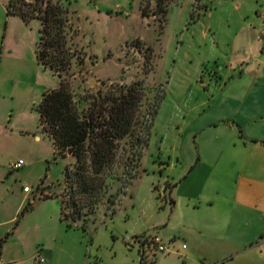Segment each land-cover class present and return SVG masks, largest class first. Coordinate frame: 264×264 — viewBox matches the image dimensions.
<instances>
[{"label": "rangeland", "instance_id": "1", "mask_svg": "<svg viewBox=\"0 0 264 264\" xmlns=\"http://www.w3.org/2000/svg\"><path fill=\"white\" fill-rule=\"evenodd\" d=\"M57 1L68 10L72 60L63 75L72 83L74 101L87 97L86 104H95L99 112L108 109V95L129 86L138 99L127 137L112 144L98 173L88 161L76 164L70 153L56 154L40 127L36 106L43 92L57 86L49 71L27 79L13 98L0 99L1 264H221L219 254L202 250L203 210H193L192 201L187 205L177 195V210L171 213L169 197L176 194L180 169L174 158L189 157L187 110L212 89L208 72L224 63L223 50L241 24L240 12L261 14L264 0L259 5L254 0ZM0 2L6 8L9 0ZM24 3L29 6L23 12L30 14L36 2ZM29 24L30 39L40 23ZM17 160L23 165L10 170ZM171 161L177 169L160 172L162 162ZM66 168L71 174L82 169L90 178L88 194L77 188L75 203L69 198L72 184L63 181ZM189 183L187 178L178 193ZM38 185L48 195L22 191ZM61 198L70 217L76 208L79 218L92 209L88 220L64 219ZM153 235L166 252L153 254L144 245L142 253L137 239ZM168 236L175 243L169 245ZM186 251L191 256L186 258Z\"/></svg>", "mask_w": 264, "mask_h": 264}, {"label": "crops", "instance_id": "2", "mask_svg": "<svg viewBox=\"0 0 264 264\" xmlns=\"http://www.w3.org/2000/svg\"><path fill=\"white\" fill-rule=\"evenodd\" d=\"M255 13L240 12V26L224 53L220 50L224 63L208 72L212 89L187 110L189 157L174 158L180 169L173 186L176 194L169 197L171 213L177 210V195L186 198L187 205L192 201L193 210H203L202 250L219 254L221 264H264V11ZM29 27L20 17L7 15L0 2L1 100L9 94L13 98L27 79L46 71L35 56L39 27L30 39ZM164 168L175 170L177 165L162 162L160 172ZM187 178L190 183L178 193ZM167 239L169 245L175 243ZM181 249L187 248L182 244Z\"/></svg>", "mask_w": 264, "mask_h": 264}, {"label": "trees", "instance_id": "3", "mask_svg": "<svg viewBox=\"0 0 264 264\" xmlns=\"http://www.w3.org/2000/svg\"><path fill=\"white\" fill-rule=\"evenodd\" d=\"M24 1L10 0L6 6V14L16 15L25 23L31 20L39 21L36 61L42 70L49 71L57 78V86L43 92L36 106L40 127L50 137L56 154L63 156L70 151V156L76 164H85L88 161L89 166L98 173L109 156L112 144L128 135L133 103L138 99L136 90L129 86L108 95L105 99L109 104L108 109H101L99 112L95 104H86L87 97L79 102L74 101L72 83L63 75L72 60L66 37L69 31L68 10L57 0H34L36 3L30 14H26L23 7L29 5ZM168 1L166 0V3ZM154 114L155 109L152 111L151 120ZM141 145L144 148L145 145ZM81 170L71 174L66 168L64 173V183L72 184L69 198L74 203L78 194L77 188L80 189V194L84 193L83 196L86 197L90 185V178ZM73 183L77 185L76 189ZM65 202L66 199L61 198L62 217L73 222L81 219L86 222L93 211L88 209L83 212L84 217L79 218L80 208H76V215L70 217L65 212ZM2 243L3 239H0V250Z\"/></svg>", "mask_w": 264, "mask_h": 264}, {"label": "built area", "instance_id": "4", "mask_svg": "<svg viewBox=\"0 0 264 264\" xmlns=\"http://www.w3.org/2000/svg\"><path fill=\"white\" fill-rule=\"evenodd\" d=\"M23 165L22 160H17L15 163L10 164V170H17ZM40 188H42V185H38L35 190L31 189L28 186H23L22 191L24 193H29L33 197L38 195L40 198H43V196L48 195L46 191H40ZM138 243H140V246L142 248V253H144V245L148 247V249L154 254V253H161L166 252L167 247L165 246V243L161 240L160 237L153 235V236H146L143 241L139 242V239H137ZM167 244V243H166ZM184 248V246H182ZM39 262H42V258H39Z\"/></svg>", "mask_w": 264, "mask_h": 264}, {"label": "water", "instance_id": "5", "mask_svg": "<svg viewBox=\"0 0 264 264\" xmlns=\"http://www.w3.org/2000/svg\"><path fill=\"white\" fill-rule=\"evenodd\" d=\"M262 16H263V23H264V13H263V15H262ZM68 153H70V151H68Z\"/></svg>", "mask_w": 264, "mask_h": 264}]
</instances>
